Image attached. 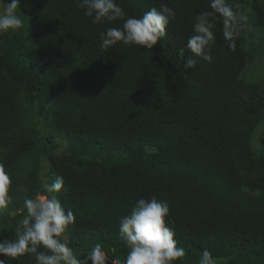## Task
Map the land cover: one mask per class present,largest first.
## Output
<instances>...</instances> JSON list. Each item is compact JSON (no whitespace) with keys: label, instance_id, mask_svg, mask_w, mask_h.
Wrapping results in <instances>:
<instances>
[{"label":"trees","instance_id":"obj_1","mask_svg":"<svg viewBox=\"0 0 264 264\" xmlns=\"http://www.w3.org/2000/svg\"><path fill=\"white\" fill-rule=\"evenodd\" d=\"M116 2L125 19L161 4L176 14L150 50L122 42L101 49V32L122 28L123 19L93 24L76 0H20L23 27L0 33V163L12 181L0 241L15 239L24 200L52 195L45 185L63 177L55 195L75 216L63 239L78 258L100 243L107 264H123L129 249L120 218L155 195L168 202L166 223L185 250L174 264H198L204 249L251 262L264 252V215L245 212L232 185L241 180L264 194V135L254 143L264 80L246 77L251 24L264 39V0H254L252 14L247 0H226L234 25L239 14L247 19L231 49L225 18L215 14L211 62L186 47L210 0ZM189 58L196 63L186 70ZM5 259L36 264L31 255ZM239 261L247 264L238 257L229 264Z\"/></svg>","mask_w":264,"mask_h":264},{"label":"clouds","instance_id":"obj_2","mask_svg":"<svg viewBox=\"0 0 264 264\" xmlns=\"http://www.w3.org/2000/svg\"><path fill=\"white\" fill-rule=\"evenodd\" d=\"M77 7L84 15L92 19L93 24H112L123 19V26L108 27L100 34L101 49H108L122 42L125 46H137L145 50L153 49L158 41L165 36L166 28L175 17V11L166 4L159 8L152 7L140 17L128 16L116 0H76ZM211 12L196 15L193 24V35L188 38L187 49L196 57L211 62L210 43L214 40L215 14L224 17L223 34L229 41V48H235L234 35L238 27H243L247 17L238 16V25L232 22L237 19L226 0H210ZM236 8L240 5L236 4ZM20 0H0V33L9 30L17 31L23 27V20L18 14ZM183 49L181 56H183ZM194 59H187L184 69L195 66ZM12 181L0 163V208L11 203L9 195ZM64 186L63 177L45 185L47 193L25 199L26 215L16 227L15 239L0 241V264H7L5 257L16 259L24 255L35 258L36 264H107L102 245L96 243L89 254L78 258L73 249L63 239L68 225L74 222L73 212L65 210L57 193ZM27 191V189H23ZM170 212L169 204L159 200L155 195L150 199H138L129 214L119 221V233L129 251L123 264H174L185 256V250L177 246L175 233L166 223ZM42 249V250H41ZM113 264H121L116 259ZM198 264H217L208 249H204Z\"/></svg>","mask_w":264,"mask_h":264},{"label":"rangeland","instance_id":"obj_3","mask_svg":"<svg viewBox=\"0 0 264 264\" xmlns=\"http://www.w3.org/2000/svg\"><path fill=\"white\" fill-rule=\"evenodd\" d=\"M254 3V0H247L246 9L249 12V14H252V5ZM248 46L247 51L252 53V63L250 64V67L247 71L246 77H254L256 74H260L261 77H263L264 80V39L259 38L258 31L254 27V25L251 24L249 28V38H248ZM261 77L257 81H261ZM40 126H43V119L41 118ZM264 135V121L259 126L257 133L255 135V145L258 148L259 147V139L261 136ZM48 171H50L51 164L48 161ZM232 194L236 201L239 203L241 208L245 212H252V213H259L264 215V194L261 192H256L249 187L246 186L244 181H237L232 185ZM220 253L219 251H213V253ZM215 255V254H214ZM213 255V256H214ZM217 258V264H229L228 260H231V257H216ZM238 258H241V261H245L247 264H250V260L248 256H240ZM262 259L257 260V262L252 264H262L264 255L261 257ZM249 261V263H248Z\"/></svg>","mask_w":264,"mask_h":264},{"label":"crops","instance_id":"obj_4","mask_svg":"<svg viewBox=\"0 0 264 264\" xmlns=\"http://www.w3.org/2000/svg\"><path fill=\"white\" fill-rule=\"evenodd\" d=\"M263 255H264V252H263V253L255 254V256L252 257V260H251L250 264H252V263H254V262L256 263L257 260L262 259L261 257H262ZM243 256H247V255H243ZM229 257H231V260H228V261L231 262L232 260H235V261H236V260H237V257H239V256H237V255H235V254H230ZM238 259H241V258H238ZM248 263H249V261H248ZM238 264H241V262L239 261ZM262 264H264V259H263Z\"/></svg>","mask_w":264,"mask_h":264}]
</instances>
